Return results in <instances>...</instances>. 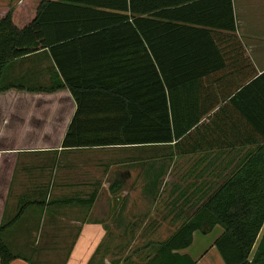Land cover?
Listing matches in <instances>:
<instances>
[{
	"label": "crops",
	"instance_id": "obj_1",
	"mask_svg": "<svg viewBox=\"0 0 264 264\" xmlns=\"http://www.w3.org/2000/svg\"><path fill=\"white\" fill-rule=\"evenodd\" d=\"M21 1L0 0V17L21 3L18 26L30 21L37 0ZM231 3L234 29L205 27L209 36L199 40L208 46L207 57H199L208 71H201L194 90L203 106L224 104L209 126L242 135L264 126V0ZM61 82L47 50L0 63V236L15 256L10 264H143L150 256L137 258L131 241L138 234L163 239L159 243L170 238L192 215L181 221L177 209L168 215L167 208H193L194 213L257 147L174 153L172 143L145 145H169L163 155L170 164L147 167V177L130 192L129 173L118 172L116 184V162L107 166L105 147L61 146L75 101L67 87L37 89ZM116 200L127 209L116 211ZM135 207L153 210L157 221L138 219L129 210ZM155 207L165 209L158 214ZM263 231L264 223L257 241ZM222 232L216 224L208 233H192L190 245L194 236L214 233L194 264H224L213 244ZM116 238L131 240L128 249H121Z\"/></svg>",
	"mask_w": 264,
	"mask_h": 264
},
{
	"label": "trees",
	"instance_id": "obj_2",
	"mask_svg": "<svg viewBox=\"0 0 264 264\" xmlns=\"http://www.w3.org/2000/svg\"><path fill=\"white\" fill-rule=\"evenodd\" d=\"M36 2L21 27V3L0 17V63L48 51L62 82L37 89L67 87L75 101L62 147L172 143L174 153H184L257 144L143 264H194L182 250L195 230L208 233L216 224L223 232L213 244L224 264H264V231L257 241L264 223V126L242 135L209 126L224 104L203 106L194 90L201 71H208L199 58L208 55L199 43L209 36L205 27L234 29L231 0ZM14 257L0 236V264Z\"/></svg>",
	"mask_w": 264,
	"mask_h": 264
},
{
	"label": "rangeland",
	"instance_id": "obj_3",
	"mask_svg": "<svg viewBox=\"0 0 264 264\" xmlns=\"http://www.w3.org/2000/svg\"><path fill=\"white\" fill-rule=\"evenodd\" d=\"M169 145H155V146H114L113 147H105L102 149L103 152H105V161L107 166L111 164L112 162H116V176L119 178L118 172L126 171L128 172V178H126L125 186L129 187V191L132 192V188H136L138 184L142 183L143 177H147V175L143 176V171H146L147 167H156L157 162L163 161L164 163L170 164V161L165 158L166 153H169L170 147ZM163 158H159L160 156ZM162 163V162H161ZM113 168V167H112ZM121 179V178H119ZM139 186V185H138ZM118 198L116 194V199ZM119 200H116V211L118 209L120 210H126L127 208H119L118 204ZM160 203V202H158ZM160 205V204H159ZM165 208L161 207H155V210L158 212V214H161V212ZM168 212L172 214L176 209L178 210V218L183 221L187 220L190 215L193 213V208H167ZM129 210L136 214L141 220H150V221H157L158 215H154L153 210H149L147 208H141V207H135V208H129ZM180 210V211H179ZM153 211V213L151 212ZM129 212V211H127ZM149 212V213H148ZM147 215V216H146ZM165 215V213H164ZM166 215L165 217L168 218L169 216ZM136 216V217H137ZM123 218V217H122ZM163 221H165L163 219ZM166 223V222H164ZM213 232V231H212ZM202 237L194 236L192 240V244L190 245L188 253L192 258L196 259L199 257V254L209 245V243L212 241L214 233L209 234H203ZM163 239H147L143 238L138 234V237L136 239L128 240L124 238H116V244L120 245L121 249H128L129 243L131 241L132 248L136 249L137 258H140V260H145L147 256H151L148 254H151L155 249L157 248V245L160 241ZM132 249V250H133ZM187 249V248H185ZM183 251V250H182ZM127 252V250H124L122 253ZM143 252H146L147 254H144ZM149 252V253H148ZM216 254H218L217 249H215ZM128 254V253H127ZM142 254V255H140ZM211 253H209L208 256ZM123 255H121L122 257ZM120 257V256H119ZM125 257V256H124ZM221 258V257H220ZM116 259H118L116 257ZM205 260H202L201 262H198L197 264H204Z\"/></svg>",
	"mask_w": 264,
	"mask_h": 264
}]
</instances>
